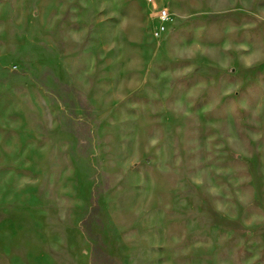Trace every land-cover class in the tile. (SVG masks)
<instances>
[{
    "label": "rangeland",
    "instance_id": "1",
    "mask_svg": "<svg viewBox=\"0 0 264 264\" xmlns=\"http://www.w3.org/2000/svg\"><path fill=\"white\" fill-rule=\"evenodd\" d=\"M0 264H264V0H0Z\"/></svg>",
    "mask_w": 264,
    "mask_h": 264
},
{
    "label": "built area",
    "instance_id": "2",
    "mask_svg": "<svg viewBox=\"0 0 264 264\" xmlns=\"http://www.w3.org/2000/svg\"><path fill=\"white\" fill-rule=\"evenodd\" d=\"M158 19H159V25L157 30L155 31V36H159L160 33L166 29L167 24L170 20V16L166 9H159Z\"/></svg>",
    "mask_w": 264,
    "mask_h": 264
}]
</instances>
